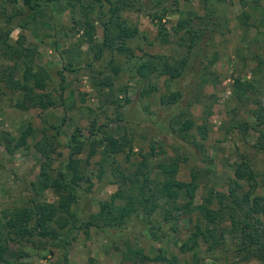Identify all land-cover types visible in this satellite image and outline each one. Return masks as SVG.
Here are the masks:
<instances>
[{"label":"rangeland","instance_id":"1","mask_svg":"<svg viewBox=\"0 0 264 264\" xmlns=\"http://www.w3.org/2000/svg\"><path fill=\"white\" fill-rule=\"evenodd\" d=\"M4 1L0 0V28L8 13L12 12L11 4L8 0ZM148 1L145 7L121 12L124 22L139 30L130 42L134 46L132 57L105 50L103 56L95 60L83 29L75 28L67 11L53 21L41 11L35 17L27 13H19L14 17L9 42L21 39L24 45L36 47V62L54 78L53 83L49 78L45 89H39L38 92L50 91L56 98V105L47 109L31 108L23 111L13 106L8 95L0 96V217L4 209L19 204L29 195L28 183L35 180L42 159L34 143L44 134L55 137L54 166L61 167L67 158L66 142L69 134L73 131L88 134L92 125L118 138L127 135L128 141L123 152L111 156L113 160L109 157L99 162L100 157L96 156L86 166H81L82 172L89 175L93 182L90 189L87 187L89 181L83 182L81 186V191L88 199L85 202L81 200L82 208L79 205L81 221L87 219L98 208V204L117 188L118 184H108L109 176L115 177L112 167L117 165L124 172L133 173L138 162L143 159L142 155L148 153L146 162L151 177L157 183H161L164 176L156 165L168 162L171 157L180 158L177 179L189 181L191 172L195 171L198 188L191 209H171L172 216H175L171 221H166L159 210L148 216L150 225L147 230L139 226L141 220L146 222L139 212L119 231H97L93 227L87 235L78 231V237L70 242L67 259L62 248L51 242L37 241L36 246L26 241L7 240V257L13 263L164 264L139 260V254L154 256L160 246L165 253H173L182 261H190L191 252H181L179 245L196 223H202L200 219L203 218L197 207L209 188L225 190L233 177L235 162L244 155L250 158L257 178L262 182L264 153L253 147L260 144L255 131L249 129L243 132L238 128V121L247 117V108L242 112L232 94V84L235 77L255 79L257 87L263 90L261 99L264 103V67L254 78L252 67L255 62L250 53L252 50L257 52L259 48L264 58V25L259 27V19L264 18V0H166L158 4L153 2L155 0ZM83 2L90 11L88 17L95 19L94 39L100 42L103 37L102 21L106 16H101L99 12L106 11L108 5L104 0ZM211 13L209 26L212 29L207 27ZM243 13L249 15L246 23L240 21ZM79 17L80 11L76 13V18ZM179 21L198 32L191 52L188 50L190 34L186 28L182 27L178 32L174 29ZM160 22L167 33L165 43L158 38ZM188 54L189 67L198 58L200 73L205 64L207 69L217 75H207L203 84H200L199 78L192 80L188 73L190 70L174 81H168L167 75L153 74L148 78L135 75L137 63L145 58L159 55L167 58L171 64L173 60ZM199 55L206 56L203 63H200ZM112 60L113 64L122 67L117 76L110 69L109 62ZM0 63L14 64L1 54ZM16 67L19 69V64ZM71 67L73 70H69ZM193 69H196V65H193ZM59 70L65 75L62 83L65 85L64 90L59 89ZM20 73L19 70V76ZM102 77H111L112 86L93 84ZM151 84L157 85V89L148 92ZM179 90L182 96L178 100L173 101L170 96L165 97V102L161 100L160 96ZM124 98L131 99L132 103L118 108V102H123ZM248 106L252 107L251 104ZM186 117L194 124L188 131H183ZM27 126L31 128L28 148L20 147L11 155L8 154L3 137L8 134L18 137ZM199 126L206 127L203 140L198 131ZM152 147L153 155L150 154ZM85 153L86 148L80 157L85 158ZM127 153L130 154L129 159H126ZM101 170L107 175L106 179L99 180L96 177ZM258 191L264 192V187L258 185ZM42 196L49 201L55 200L50 190ZM184 202L185 197L182 195L177 204L180 206ZM157 221L159 223L156 224ZM172 225L176 227L175 231L171 229ZM223 227L227 243L233 245L235 236L231 233L229 223L224 222ZM167 230L170 232L167 233ZM151 231L157 232L158 238ZM205 247L206 244L202 243V249ZM231 258L223 255L210 261L212 264H230ZM238 264H261V261L252 259Z\"/></svg>","mask_w":264,"mask_h":264},{"label":"trees","instance_id":"2","mask_svg":"<svg viewBox=\"0 0 264 264\" xmlns=\"http://www.w3.org/2000/svg\"><path fill=\"white\" fill-rule=\"evenodd\" d=\"M104 1L108 8L106 11L99 12L101 16H106L105 20L102 21L103 37L99 42L94 39L93 21L95 19L88 17L90 11L86 9L83 0H8L12 12L8 13L3 27L0 28V54L12 60L14 64L0 63V96L8 95L13 106L23 111L31 108L47 109L56 105V98L52 96L50 91L38 92L39 89H45L49 78L52 83L54 78L42 65L36 62L38 54L36 47L24 45L21 39H17L14 43L9 42L14 17L19 13H27L35 17L36 13L41 11L48 15L50 21H53L67 11L75 28L77 30L80 27L83 29L86 42L89 43L95 60L100 59L105 50L116 52L125 57L134 56V46L130 42L135 39L139 30L136 26L126 24L121 18V12L145 7L147 0ZM163 1L166 0L153 2L158 4ZM148 2H152V0ZM79 11L80 17L76 18V13ZM212 15V13L209 14L207 26L211 29L212 27L209 25H211ZM248 18L249 15L243 13L240 21L246 23ZM259 22V27L264 25V18L259 19ZM184 23L179 21L174 29L178 32L180 28H186L187 33L190 34L191 42L188 45V50L191 52L198 32L192 31L191 27ZM164 28L160 22L158 38L163 43L167 42V33L164 32ZM183 37H180V40ZM179 43L182 44V41ZM250 53H252L251 58L255 62L254 67H252L255 78L263 71L264 58L259 48H257V52L252 50ZM188 56L189 54L173 60L174 62L170 64L167 58L153 55L137 63L135 75L141 78H148L153 74L167 75L168 81H174L181 79L184 73L190 70L188 73H190L192 80L199 78L200 84L206 81L207 75L213 77L217 75L216 72L207 69L208 66L205 64H203L200 73L197 66L199 65L198 58L195 60L196 63L194 61L189 67ZM205 57L204 55L200 57L202 60L200 63H203ZM17 64H19V69L16 67ZM109 64H111L112 74L117 76L122 67L113 64V60ZM193 65H196V69L192 71ZM69 70H73V68L71 67ZM58 74L60 76L59 89L64 90L65 85L62 83L65 80V75L62 70H59ZM255 81V79L243 80L241 77H235L232 84V94L240 104L242 112L243 109L247 108V117L238 121V128L243 132L249 129L255 131L258 134L260 144L253 147L264 153V103L261 99L263 90L257 87ZM93 84L110 87L113 84V79L102 77L95 80ZM151 86L153 88L150 87L152 89L149 88L148 92L157 89V85L151 84ZM166 96H170L171 100L176 101L181 98L182 93L180 90L171 91L169 94L160 96L163 102L166 101ZM131 103V99L124 98L123 102H118L117 106L124 108ZM249 104L252 107H249ZM193 124L194 122L186 117L182 130L188 131ZM30 129V126L22 129L18 137L10 134L3 137V144L8 154L11 155L20 147L28 148ZM198 131L201 139H205L206 127L199 126ZM54 138L44 134L33 144L42 159L35 180L28 183L29 195L19 204L9 206L1 213L0 264H15L7 257V240L26 241L33 245H36L37 241L39 243L51 242V244L62 248L67 259L70 242L78 237V231H82L86 235L91 227L97 231L110 229L119 231L139 212L146 219V222L141 220L139 226L142 225L143 230H147L150 225L148 216L154 215L159 210L163 213L166 221H171L175 217L172 216L171 209L180 210L182 207L185 210L191 209L198 188L195 171L191 172L189 181L177 179L176 174L180 158L171 157L168 162L156 165L164 176V180L157 183L151 177L146 162L148 153L142 155L143 159L138 162L133 173L124 172L117 165L112 167V174L115 177H107L109 179L108 184H118L117 188L106 200L98 204V208L92 211L87 219L81 221L79 205L82 203L80 202L81 200L83 202L88 201L87 196L81 191V186L85 181H89V185H87L89 189L93 185L89 175L82 172L81 166H86L96 156H99V162H102L123 152L128 136L118 138L95 125L90 126L88 134L85 135L79 131H73L68 136L66 142L67 158L61 167L54 166V154L56 152ZM85 148V158L80 157ZM150 154H154L153 147ZM129 156L130 154L127 153L126 159H129ZM111 158L114 159V157ZM106 176L103 170L96 175L99 180L106 179ZM111 177L117 178V180ZM257 177V172L253 168L250 158L244 155L235 162L233 177L225 190L209 188L202 203L197 207L201 218H203V220L200 219L202 223H196L186 239L179 245L181 252H191L190 261H182L176 254L165 253L162 246L159 247V252L154 256L139 254V260L164 264H212L210 259L215 260L227 255L232 257L230 264L247 262L252 259L259 260L261 264H264V192L258 191V185L264 187V173L261 183ZM47 190L54 193L55 200L49 201L43 198L42 195ZM182 195L185 197V202L179 206L177 200ZM224 222L229 223L231 233L235 236L233 245L226 241ZM171 229L175 231L176 227L172 225ZM169 232L167 230V233ZM151 234L158 238L157 232L151 231ZM202 243L206 244L204 249H202ZM231 246L232 248H228ZM20 264L27 263L22 262Z\"/></svg>","mask_w":264,"mask_h":264}]
</instances>
